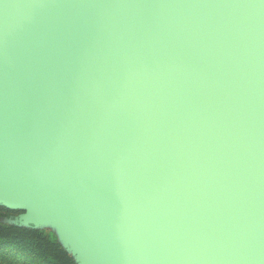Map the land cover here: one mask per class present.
<instances>
[{"label":"water","instance_id":"1","mask_svg":"<svg viewBox=\"0 0 264 264\" xmlns=\"http://www.w3.org/2000/svg\"><path fill=\"white\" fill-rule=\"evenodd\" d=\"M2 187L89 264H264V0H0Z\"/></svg>","mask_w":264,"mask_h":264},{"label":"rangeland","instance_id":"2","mask_svg":"<svg viewBox=\"0 0 264 264\" xmlns=\"http://www.w3.org/2000/svg\"><path fill=\"white\" fill-rule=\"evenodd\" d=\"M65 196V191L59 190L54 202L50 205L34 193H29L18 201L10 190L4 187L0 188V203L14 206L15 210L18 211L13 218L7 220L8 222L24 226L34 225L46 232L54 233L60 243L80 264H89L92 257L91 253L84 250L83 243H81L82 234L78 226L67 215L69 206ZM13 259L28 264L26 259L22 257L14 255ZM2 261L3 259H0V263Z\"/></svg>","mask_w":264,"mask_h":264},{"label":"trees","instance_id":"3","mask_svg":"<svg viewBox=\"0 0 264 264\" xmlns=\"http://www.w3.org/2000/svg\"><path fill=\"white\" fill-rule=\"evenodd\" d=\"M17 212L0 204V264H24L14 255L28 264H79L54 233L8 222Z\"/></svg>","mask_w":264,"mask_h":264}]
</instances>
